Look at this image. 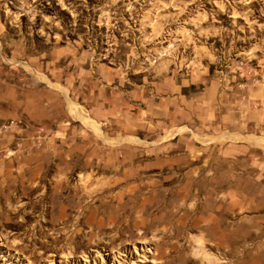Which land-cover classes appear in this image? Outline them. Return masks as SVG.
<instances>
[{"label": "rangeland", "instance_id": "rangeland-1", "mask_svg": "<svg viewBox=\"0 0 264 264\" xmlns=\"http://www.w3.org/2000/svg\"><path fill=\"white\" fill-rule=\"evenodd\" d=\"M0 264H264V0H0Z\"/></svg>", "mask_w": 264, "mask_h": 264}]
</instances>
